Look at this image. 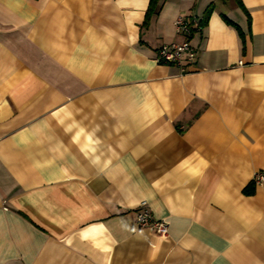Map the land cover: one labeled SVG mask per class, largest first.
<instances>
[{
    "label": "crops",
    "instance_id": "obj_1",
    "mask_svg": "<svg viewBox=\"0 0 264 264\" xmlns=\"http://www.w3.org/2000/svg\"><path fill=\"white\" fill-rule=\"evenodd\" d=\"M241 1L145 27L150 0H0V264H264V0ZM211 4L197 65L157 63Z\"/></svg>",
    "mask_w": 264,
    "mask_h": 264
},
{
    "label": "built area",
    "instance_id": "obj_2",
    "mask_svg": "<svg viewBox=\"0 0 264 264\" xmlns=\"http://www.w3.org/2000/svg\"><path fill=\"white\" fill-rule=\"evenodd\" d=\"M175 24L176 31L185 36L184 40L162 45L158 49L156 61L159 64L177 66L182 73H187L190 67H195L198 62V49L192 44L190 36L195 29L201 28L200 22L197 18L180 15ZM253 181L256 185L261 184L264 181V173H255ZM136 223L140 227L152 230L159 237L165 238L169 235L168 223L153 216L146 200L140 203Z\"/></svg>",
    "mask_w": 264,
    "mask_h": 264
},
{
    "label": "trees",
    "instance_id": "obj_3",
    "mask_svg": "<svg viewBox=\"0 0 264 264\" xmlns=\"http://www.w3.org/2000/svg\"><path fill=\"white\" fill-rule=\"evenodd\" d=\"M160 1H161V0H150L149 5H148V8H147V11H146L145 20H144V22H143V26L147 27V26L149 25V22H150L152 16L157 12V10H158V8H159V6H160ZM235 1L237 2V4H238V5H239L244 11H246V9H245L244 5L242 4V1H241V0H235ZM212 11H213V5L211 4V5L207 8V10H206V12H205V15H204V18H202V19L200 20V24H201L203 27L207 25L208 20H209V17H210V15H211ZM224 19H225L226 22H228L229 24H232V22H231L226 16H224ZM255 185H256L255 182L252 181L251 186L253 187V186H255ZM245 192H246L247 194H250V193H252V189H250V188L248 187V188H246Z\"/></svg>",
    "mask_w": 264,
    "mask_h": 264
},
{
    "label": "rangeland",
    "instance_id": "obj_4",
    "mask_svg": "<svg viewBox=\"0 0 264 264\" xmlns=\"http://www.w3.org/2000/svg\"><path fill=\"white\" fill-rule=\"evenodd\" d=\"M260 172L264 173L263 171H260ZM256 173H257V172H256ZM254 176H255V174H254Z\"/></svg>",
    "mask_w": 264,
    "mask_h": 264
}]
</instances>
